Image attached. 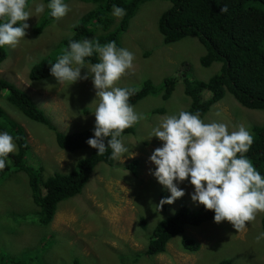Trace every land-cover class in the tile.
<instances>
[{"label": "rangeland", "instance_id": "1", "mask_svg": "<svg viewBox=\"0 0 264 264\" xmlns=\"http://www.w3.org/2000/svg\"><path fill=\"white\" fill-rule=\"evenodd\" d=\"M170 5L168 0L141 3L119 35V48H102L103 72L78 59L83 41L76 46L67 68L49 78H29L32 65L58 52L55 44L72 32L71 27L86 11L97 7L95 3L66 0L56 19L35 33L49 6L44 0H28L20 27L1 39L7 55L0 61V78L26 92L60 132L92 125L119 87L137 90L149 81L157 91L123 107L134 131L120 139L111 165L96 164L82 191L58 204L48 226L38 223V207L32 201L27 175L0 176V264H10L8 261L19 257L35 264H72L74 258L79 264H218L224 258L232 264H264V204L258 199L257 178L252 180L248 199L236 203L222 221L188 225L172 237L164 252L153 254L151 259L141 253L135 259V252L145 250L160 219L174 214L180 204L197 210L208 200L216 178L209 169L198 170L196 160L202 154L222 155L241 144L252 133L253 125L264 122L263 110L242 106L226 91L206 115L192 119L189 141L177 149L169 145L174 134L165 136L166 124L190 104L184 77L206 81L221 67V62L207 67L200 64L205 49L196 37L163 43L157 21ZM256 5L261 6L259 2ZM121 12H113L117 21ZM168 76H175L176 84L169 98L163 99V79ZM209 95L210 91L203 90V98ZM0 106L25 128L29 156L36 164L44 163V176L67 173L89 154L88 148L69 151L58 147L53 131L27 118L3 97ZM159 109L162 112H155ZM0 142L13 147L1 134ZM133 159L137 160L136 173L126 167ZM162 189L167 193L165 206L159 195ZM183 237L198 242L197 251L185 249Z\"/></svg>", "mask_w": 264, "mask_h": 264}, {"label": "trees", "instance_id": "2", "mask_svg": "<svg viewBox=\"0 0 264 264\" xmlns=\"http://www.w3.org/2000/svg\"><path fill=\"white\" fill-rule=\"evenodd\" d=\"M44 1L49 8L41 16L35 33H39L57 17L66 0ZM80 1L95 3L97 7L86 11L71 27L72 32L62 36L55 44L58 52L53 51L32 65L29 72L31 80L49 78L62 67L67 68L72 63L76 46L83 41L86 42L78 53V59L95 69L103 70L105 65L103 57H100L102 48L119 45L120 33L127 29L139 5L147 0ZM168 1L171 5L160 14L157 21L163 43L168 45L181 38L193 36L205 49L199 59L203 67L210 66L213 62H221L220 70L206 81L184 77L185 95L190 98V104L167 123L164 132L166 136L174 134L169 144L175 149L191 138L192 119L206 115L226 91L242 106L264 111V0ZM258 2L261 6L256 5ZM27 3L28 0H0V7L3 8L0 10V61L7 55L1 39L20 27L19 19ZM115 10L123 11L118 21L113 15ZM175 84V76L164 78L163 99L169 98ZM206 89L210 91V95L203 98L202 93ZM156 91L149 81L144 82L137 90L119 87L107 109L92 125L65 133L58 131L45 110L26 92L0 78V97L14 105L27 118L53 131L58 147L69 151L89 149V154L78 159L67 173L57 171L44 176V163L36 164L29 156L30 146L25 128L11 119L0 106V134L13 143L12 148L0 143V176L18 172L27 175L32 201L38 207V223L48 226L58 204L82 191L96 164L103 162L111 165L120 139L134 131L123 115V107L155 94ZM136 166V159L126 164L134 173L137 172ZM196 167L198 170L209 169L216 177L208 200L197 210L180 204L174 214L160 219L145 243V253L135 252V259L141 253L148 255L149 259L153 254L162 253L168 241L174 235L182 233L188 225L198 226L206 221H222L221 217L235 203L248 199L254 178L258 179V199L264 204V122L253 125L252 133L241 144L233 145L222 155L202 154L196 160ZM159 195L165 206L167 193L162 189ZM139 218L142 226L146 227L144 217ZM262 229L264 231V216ZM182 245L191 251L199 248L198 242L190 237H183ZM12 262L35 264L32 261L25 262L20 257ZM72 264H79V260L74 258ZM218 264H232V261L224 258Z\"/></svg>", "mask_w": 264, "mask_h": 264}, {"label": "clouds", "instance_id": "3", "mask_svg": "<svg viewBox=\"0 0 264 264\" xmlns=\"http://www.w3.org/2000/svg\"><path fill=\"white\" fill-rule=\"evenodd\" d=\"M59 11H60V10H59ZM119 11H120V10H119ZM58 14H59V13H58ZM121 15H122V12H121ZM57 16H58V15H57ZM55 19H56V18H55ZM17 29H18V28H17ZM3 42H4V41H3ZM114 47H115V46H114ZM115 48L118 49V48H119V45H118L117 47H115ZM81 49H82V48H81ZM165 78H166V77H165ZM163 81H164V79H163ZM229 93H230V92H229ZM233 97H234V96H233ZM166 125H167V124H166ZM165 127H166V126H165ZM164 132H165V131H164ZM165 136H166V135H165ZM169 136H171V135H169ZM166 137H168V136H166ZM0 143H1L3 146H5V144H3L2 142H0ZM169 143H170V140H169ZM184 144H185V143H184ZM169 145H170V144H169ZM173 149H174V148H173ZM175 149H177V148H175ZM203 170H206V169H203ZM215 178H216V177H215ZM214 182H215V181H214ZM213 184H214V183H213ZM212 186H213V185H212ZM166 202H167V199H166ZM238 203H239V202H238ZM235 204H236V203H235ZM235 204H234V205H235ZM234 205H233V206H234ZM233 206H232V207H233ZM232 207H231V208H232ZM231 208H230V209H231ZM230 209H229V210H230ZM229 210L224 214L223 217H221L222 219H223V218L225 217V215L229 212ZM54 215H55V214H54ZM52 220H53V219H52ZM185 228H186V227H185ZM184 230H185V229H184ZM174 236H175V235H174ZM174 236H173V237H174ZM171 239H172V238H171ZM171 239H170V240H171ZM170 240H169V241H170ZM169 241H168V242H169ZM167 244H168V243H167ZM167 244H166V245H167ZM198 244H199V243H198ZM165 250H166V248H165ZM165 250H164V251H165ZM164 251H163V252H164ZM195 251H197V249L194 250L193 252H195ZM12 261H17V260H14V259H13V260H10V261H8V262H9L10 264H16V262H12Z\"/></svg>", "mask_w": 264, "mask_h": 264}, {"label": "bare ground", "instance_id": "4", "mask_svg": "<svg viewBox=\"0 0 264 264\" xmlns=\"http://www.w3.org/2000/svg\"><path fill=\"white\" fill-rule=\"evenodd\" d=\"M78 51V50H77ZM76 58V57H75ZM90 65V64H89ZM63 68V67H62ZM94 68V67H93ZM95 70H97V71H100V72H103V70H98V69H95ZM37 100V99H36ZM130 134V133H129Z\"/></svg>", "mask_w": 264, "mask_h": 264}]
</instances>
